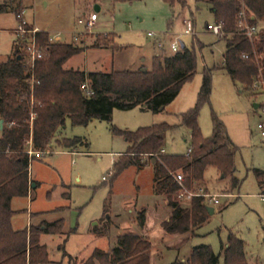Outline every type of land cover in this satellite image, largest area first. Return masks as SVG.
Segmentation results:
<instances>
[{
	"label": "rangeland",
	"instance_id": "obj_1",
	"mask_svg": "<svg viewBox=\"0 0 264 264\" xmlns=\"http://www.w3.org/2000/svg\"><path fill=\"white\" fill-rule=\"evenodd\" d=\"M99 2L98 21L91 30H86L78 22L97 11L91 0H15L8 12H0V64L12 56L17 42L15 31L19 19L14 9L18 7V13H24L29 29L38 27L51 37L60 34L84 49L97 41L100 48L105 45L117 47L116 43L126 48L121 52L89 50L75 56L64 66L65 70L73 68L102 73L137 72L143 67L150 70L152 58L171 53L170 45L178 38L189 48L195 40L202 46L201 50L197 44L195 46L197 73L161 113L141 108L114 110L110 123L93 120L88 126H74L67 119L59 138H80L83 143L64 150L53 142L50 154L34 157L29 172L37 188L31 190L29 197L14 199L15 221L26 226L31 212L42 213L40 218L33 219L34 225L43 218L51 223L64 219L63 236L45 235L41 238L40 244L47 247L49 263L52 264H84L95 250L110 251L116 246L123 226H130L144 237L151 234L157 238L161 224L169 219L172 210L164 197L154 193V173L147 157L144 161L148 165L142 169L131 167L112 181L114 163L122 159V154L129 148L125 139L114 134L113 129L135 133L140 129L166 125L169 130L163 135V154L186 155L192 145V134L183 124L182 117L196 107L204 71L214 69L211 95L199 110L197 123L204 140L211 139L216 124L219 125V131L231 143L234 172L225 175L217 167L208 166L201 183L192 185L189 191L180 192L184 197L179 196L177 200L185 209L190 207L195 194L218 196L220 204L214 206L205 198L214 214L189 234V240L183 245L175 239L168 248L155 240L159 254L152 264L181 262L190 256L192 249L200 246L211 247L223 264V248L230 233L244 241L251 264H264V201L261 198L264 189L260 188L255 176V170L264 171V138L257 129L261 114L254 108L255 104H264L262 87H254L253 90L256 88L259 93L254 95L234 83L222 69L226 43L223 37L207 30V25L215 23L207 5H197L195 0H181L184 5L177 3L171 9L162 0ZM4 4L5 0H0V6ZM188 19L195 23L194 36L183 34V21ZM170 21L171 33L170 29L168 32ZM260 26L264 30V21ZM112 32L116 33V42L112 35H108L107 42H104L106 36H97ZM151 33L164 44L165 52L154 47L156 40L148 38ZM166 33L172 34L167 40L164 39ZM178 174L183 176L180 171ZM234 181L238 182L235 186ZM141 209L149 216L151 231L144 232L137 224Z\"/></svg>",
	"mask_w": 264,
	"mask_h": 264
},
{
	"label": "trees",
	"instance_id": "obj_2",
	"mask_svg": "<svg viewBox=\"0 0 264 264\" xmlns=\"http://www.w3.org/2000/svg\"><path fill=\"white\" fill-rule=\"evenodd\" d=\"M14 1L5 0L0 12H8ZM115 1L131 3L141 0ZM162 1L171 9L177 3L185 4L181 0ZM195 1L197 5H207L215 23L222 24V37L226 43L222 69L244 90L258 95L257 90H253L258 85L264 91V30L260 28L264 21V0ZM242 10H245L249 24L258 29L252 41L238 31V15ZM14 11L18 16V7ZM35 38L40 57L33 66H28L23 50L29 42L28 37L24 41L17 38L12 56L0 64V119L4 121L0 138V264H50L47 247L40 244V237L63 234V220L43 222L31 227L29 233L12 229L15 214L12 201L29 197L33 184L29 170L34 157H30L29 150L45 154L53 142L64 150L83 143L80 138H59L67 119L74 126H88L93 120L110 123L114 110L141 108L155 114L163 112L196 75L195 46L197 44L199 50L202 47L194 38L191 48L184 45L178 53L170 50L171 53L154 57L150 70L143 67L137 72L86 73L64 69L72 58L84 52V47L67 39L52 42L51 36L45 32L36 33ZM107 39L104 38V42ZM93 48H100L98 41ZM213 71H204L196 107L182 117L183 124L192 134V145L186 155L163 154V135L169 130L166 125L140 129L135 133L113 129L114 134L125 139L129 148L122 159L114 163L112 181L131 167L142 169L148 165L144 161L147 157L154 173V193L164 197L172 213L161 224L157 238L151 234L144 237L130 226H123L114 248L108 252L95 250L84 264H152L159 254L155 240L168 248L175 239L183 245L189 240V234L209 220V207L204 197H193L186 209L180 206L177 198L184 189L189 191L192 185L202 182L208 166L217 167L225 175L234 172L231 143L219 131V125L216 124L213 137L204 140L197 123L199 110L211 95ZM86 82L93 91L92 96L82 90ZM178 171L184 176L182 183L175 180ZM255 176L260 188L264 189V171L255 170ZM233 184L235 186L238 182ZM149 221L145 210L138 211L137 224L144 232L151 231ZM223 249V264H251L244 241L236 235L230 233ZM174 264H220V257L211 247L200 246L192 249L185 263Z\"/></svg>",
	"mask_w": 264,
	"mask_h": 264
},
{
	"label": "built area",
	"instance_id": "obj_3",
	"mask_svg": "<svg viewBox=\"0 0 264 264\" xmlns=\"http://www.w3.org/2000/svg\"><path fill=\"white\" fill-rule=\"evenodd\" d=\"M23 14L24 13L18 14L19 26H18L17 30L15 31V33L17 35V38H19L22 41H24V39L27 37L29 38V42L26 44L25 47H23V50L25 51V54H26L28 66L29 65L33 66L36 59L40 57V50L37 47L36 38H35L36 33L40 32V31L35 29V28L29 30V28H27L28 24L25 21ZM96 21H97V14L90 13L87 17L80 19L78 24L80 26H84L86 30H91L94 27ZM183 26H184V30H183L184 35H186V36L196 35L195 23L192 19L184 20ZM207 30L217 37L224 36L222 24L214 23L212 25H207ZM238 31H239L240 35H242L243 37H245L249 41H252L258 32V29L255 26H252L249 24L245 10H242V12L238 15ZM148 36L150 38H156V36L152 33L148 34ZM63 39H64L63 36L59 34V35H55V36L51 37L50 41L62 42ZM75 40H77V38H75ZM182 44H183L182 41L177 38L175 41H173L171 43L170 50L173 53H178L181 50ZM157 47L159 49H161L162 48V42H158ZM243 58L248 59V56H244ZM255 87H257V85ZM82 90L86 93L87 96L93 95V91L91 90V87L89 86L88 82H86L82 86ZM255 90H256V88H255ZM258 112L261 114V122L258 124L257 129L260 133V136L262 138H264V104L259 106L257 113ZM29 155H30V157L39 156V155H41V153L33 152L32 150H30ZM42 155H44V154H42ZM111 177H112V174H111ZM105 180H107V179L105 178ZM175 180L178 183H182L183 182V176L180 174H177L175 176ZM179 196L184 197L183 194H180ZM195 196L208 198L209 202L212 203L214 206H217L220 204L218 196H210V195H203V194L193 195V197H195ZM261 198L264 201V196H261Z\"/></svg>",
	"mask_w": 264,
	"mask_h": 264
},
{
	"label": "crops",
	"instance_id": "obj_4",
	"mask_svg": "<svg viewBox=\"0 0 264 264\" xmlns=\"http://www.w3.org/2000/svg\"><path fill=\"white\" fill-rule=\"evenodd\" d=\"M91 5L93 6H95L96 7V9H97V11L96 12H94L93 11V13H95V14H97V13H99L100 11H101V6H100V2H99V0H91ZM97 21H98V15H97ZM96 21V22H97ZM95 26V25H94ZM171 27H172V24L171 25H169L168 24V32H169V29H170V33H171ZM35 29H37V30H39L40 32H42L38 27H35ZM170 33H166L165 34V36H164V39L165 40H167V38H168V36H172V34L170 35ZM93 35H95V34H93ZM108 35L109 36H113V41L114 42H116V33H114V32H112V33H107V34H98L97 36H106V37H108ZM148 38H150L149 36H148ZM156 41H155V43H154V47H156L157 46V43L158 42H161V41H158L157 40V38H154ZM95 44V43H94ZM114 45V44H113ZM117 47H113V46H111V47H107V48H105L104 46L103 47H101V48H93V46L94 45H92L90 48H86L85 50H84V52L82 53V54H86L87 52H89V50H118L119 52H121L122 50H126V48H123V46H121V45H118L117 43L115 44ZM117 48V49H116ZM158 48V47H157ZM157 48H155V49H157ZM165 47H164V44L162 43V48L161 49H159L158 48V50H161L160 52L161 53H163V52H165V49H164ZM159 54H157V56H158ZM156 56V55H155ZM73 59V58H72ZM71 59V60H72ZM153 59V58H152ZM70 60V61H71ZM69 61V62H70ZM144 61H146V60H144ZM144 63V62H143ZM142 63V64H143ZM67 65V64H66ZM65 65V66H66ZM71 70H74L73 68H71ZM74 71H76V70H74ZM84 72H86V73H92V72H90V71H88V70H85ZM0 121H1V119H0ZM51 153V152H50ZM49 152H47V153H45L44 155H39V156H36V157H38V158H41V157H43V156H45V155H48V154H50ZM67 153H69V152H67ZM75 152H72V154H74ZM123 155V154H122ZM32 157H35V156H32ZM30 179H31V181L33 182V184H32V187H31V190H34V189H36L37 188V184H35L34 185V181H33V179H32V177L30 176ZM14 201V200H13ZM13 201H12V204H13ZM12 207V206H11ZM13 210V209H12ZM57 211H59V209H56ZM17 212H15V214H14V216H13V218H12V222H11V225H12V229L15 231V232H18V231H27L28 233H29V231H30V228L31 227H35V226H38V225H40L41 223H43V222H47V223H51V222H49V221H47L45 218H43L37 225H34L33 223H32V221H33V219H35V220H37L38 218H40V216H41V214L42 213H38V214H33L32 212H31V214L29 213V215H31L30 217H29V219H28V221H27V225L26 226H23V225H20L18 222H16L15 221V216L17 215L16 214ZM34 215V216H33ZM149 217V216H148ZM61 220V219H60ZM64 220V219H63ZM56 222V221H55ZM53 223V222H52ZM64 234V233H63ZM63 234L62 235H59V237H61V236H63ZM43 236H45V235H42L41 237H40V243H42L41 242V238L43 237ZM50 236V235H49ZM189 258V257H188ZM188 258H184L183 259V261H181V263H185L186 262V260L188 259ZM50 264H52V262L50 263Z\"/></svg>",
	"mask_w": 264,
	"mask_h": 264
},
{
	"label": "water",
	"instance_id": "obj_5",
	"mask_svg": "<svg viewBox=\"0 0 264 264\" xmlns=\"http://www.w3.org/2000/svg\"><path fill=\"white\" fill-rule=\"evenodd\" d=\"M181 47L184 48V44H182ZM18 59L20 60L21 57H19ZM254 108H255V110L257 111L258 108H259V105L255 104V105H254ZM3 123H4V121L1 120V121H0L1 129H3ZM208 213H209V216H212V215L214 214V209L209 207V208H208Z\"/></svg>",
	"mask_w": 264,
	"mask_h": 264
}]
</instances>
